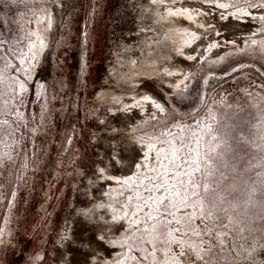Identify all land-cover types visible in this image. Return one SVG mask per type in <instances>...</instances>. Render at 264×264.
<instances>
[{
	"label": "rangeland",
	"instance_id": "rangeland-1",
	"mask_svg": "<svg viewBox=\"0 0 264 264\" xmlns=\"http://www.w3.org/2000/svg\"><path fill=\"white\" fill-rule=\"evenodd\" d=\"M147 2L0 0V264L79 260L73 257L82 242L76 233L88 227L89 208L98 209L89 179L116 171L117 156L134 142L149 152L147 164L131 169V187L120 184L114 200L124 213L131 195L129 233L111 255L96 252L99 264H264V0H181L214 17L228 14L250 24L230 29L226 18V25L215 23L203 35L199 48L197 40L182 46L193 58L181 96L155 76L172 69L176 59L170 53H178L181 40L161 39L155 27L143 25ZM36 22L44 41L41 50L36 47L40 52L32 44ZM131 54L154 73L140 76L164 107L141 104L143 116L121 130L110 126L106 114L115 93L131 96L136 90L122 74ZM172 147L179 149L174 157ZM210 149L213 157L225 156L228 169L205 164ZM162 174L173 191L187 188L189 206H180L175 217L153 220L158 213L147 198L163 192L156 191ZM221 179L218 192L226 199L212 209L205 203L201 213L203 185L216 187ZM191 214L199 234L192 228L188 235L174 233L183 241L186 255L180 257L177 245L165 241L164 224ZM158 223L160 237L153 244ZM117 234L104 240L111 243Z\"/></svg>",
	"mask_w": 264,
	"mask_h": 264
},
{
	"label": "bare ground",
	"instance_id": "bare-ground-1",
	"mask_svg": "<svg viewBox=\"0 0 264 264\" xmlns=\"http://www.w3.org/2000/svg\"><path fill=\"white\" fill-rule=\"evenodd\" d=\"M142 18L143 25L145 27H155L159 34L158 37L161 39L169 35L178 37L181 40V49L178 53L173 51L170 53V56L176 59V62L172 63V69L167 68L169 72L164 71L155 74L158 82L165 83L179 96L184 94L181 90V82L185 78L184 71L193 58V54H190V48L183 49L182 46H191L197 40L198 45L196 47L199 48L205 43L203 35L213 31L212 28L217 23L226 25V22L229 21L227 25L230 29L234 25L238 29L242 27L250 29V24L239 23L236 16L233 19H230L231 17L228 14L222 19L214 17L203 8L195 9L194 5L188 2L182 3L181 0H148L143 6ZM50 19L49 21L52 22V17ZM37 26L38 23L36 22L33 31L36 41L32 42V44L36 52H40L36 47L39 46L41 50L44 46V41L42 32ZM136 60V56L131 54V60L125 63L128 70L125 73L122 72L124 79L130 85L132 82L136 90L132 92L131 96H122L115 93L116 95L114 94L115 96L113 97L114 104L106 114V118L112 128L129 129L131 123H136L145 113V107L142 109H139V107L147 101H152L153 105L164 107L163 100L158 93L146 81H143L140 76L141 73H145L144 76L149 78V75L154 73H151L150 70ZM125 61L126 59L120 60L121 63ZM174 149L172 147L171 154H169L172 157H174ZM142 150L144 148L140 143L134 142L132 145L130 144L126 149H122L121 154L116 158V162L113 163L112 168L116 171H105L100 177H91L89 179L91 189L96 193L94 202L98 206V211L89 208L88 215L90 218L84 220L88 223V227L81 228L76 233L78 238L82 237V242H77L79 250L74 252L73 255L74 258L78 257L79 260L73 261L72 264H99L96 260V252L106 250L111 255L124 243V238L128 235L131 226L127 222L128 220H125V214H128L129 210H131V195L126 200L124 213L116 207L114 200L121 194L120 184L123 183L126 187H131L133 182L131 171H138L141 169V165L147 164L146 159L149 152ZM95 211L97 212L93 214ZM159 226L160 223L156 224L155 230L152 231L150 240L153 244L160 237ZM110 232L118 233V239H112L111 243L104 240L105 236Z\"/></svg>",
	"mask_w": 264,
	"mask_h": 264
},
{
	"label": "snow or ice",
	"instance_id": "snow-or-ice-1",
	"mask_svg": "<svg viewBox=\"0 0 264 264\" xmlns=\"http://www.w3.org/2000/svg\"><path fill=\"white\" fill-rule=\"evenodd\" d=\"M209 130L211 131V126H208ZM211 139L213 140H218L219 137L215 134L211 136ZM179 149H174L173 150V156H175L176 152H178ZM214 149H210L206 154H205V164L208 165V167L211 169L212 165L216 166V170H221V169H228L229 168V161L225 159V156L223 154H218L217 156L213 157L212 152ZM197 156L199 154L197 153ZM185 163H188L187 160L184 161ZM192 163H195L198 165L197 171H199V164L200 160L196 159L192 161ZM233 171H235V168L233 167ZM213 173L210 171L208 173L209 176H211ZM164 175V180L161 184L156 186V191L160 192L161 189H163V192L161 195L156 196V197H148L147 199H153L154 200V208L155 211L158 213L157 216H152L151 219L153 220H159L160 217H175L176 216V211L175 210H181L180 206H183L184 209H186L189 206V194L187 188L184 190V192H181L179 190L173 191L172 189L175 188V185H169L167 176L166 174ZM237 176L240 175V173H236ZM221 176L226 178V173L221 171ZM181 184L184 183V181H180ZM188 183L191 185L193 182L191 180L188 181ZM223 183V180H218L216 182L217 186L213 187L210 184H204L203 185V194L200 198V200L197 202L200 207L201 213H203V208L205 203L208 204L209 208H215L217 207L218 203H222L225 199L226 196L221 195L220 192H218V187L220 184ZM199 185H194V188H199ZM194 195L200 196L201 194L199 192H193ZM177 198H179L177 200ZM167 202V203H166ZM161 206H163V211H161ZM224 211H227V209H224ZM208 215H211V212L208 213ZM194 219H197L195 214H191L188 216H184L180 219H175V220H166V223L164 224V227L167 229L163 235L165 236V241L168 243H175L177 245V253L178 256L183 257L186 255V253L180 249V245H182L183 241L180 239H175L174 238V233H181V235H188L187 229L192 228V221ZM201 223H203L204 220V215H201L199 217ZM179 225L180 227H169V225ZM199 227V226H196ZM182 228L184 231H182ZM155 230V226L154 229ZM193 234H199L196 231V228H192ZM191 247V245H189ZM197 259L199 260H204V257L197 254ZM179 264V262H178ZM207 264V262H205Z\"/></svg>",
	"mask_w": 264,
	"mask_h": 264
}]
</instances>
